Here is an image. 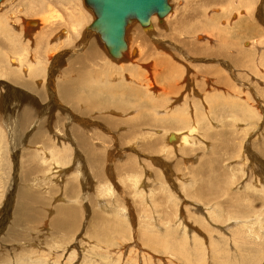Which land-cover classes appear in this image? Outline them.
<instances>
[{
    "label": "rangeland",
    "instance_id": "rangeland-1",
    "mask_svg": "<svg viewBox=\"0 0 264 264\" xmlns=\"http://www.w3.org/2000/svg\"><path fill=\"white\" fill-rule=\"evenodd\" d=\"M82 1L0 3V264H264V0H169L118 61Z\"/></svg>",
    "mask_w": 264,
    "mask_h": 264
},
{
    "label": "water",
    "instance_id": "water-1",
    "mask_svg": "<svg viewBox=\"0 0 264 264\" xmlns=\"http://www.w3.org/2000/svg\"><path fill=\"white\" fill-rule=\"evenodd\" d=\"M85 1L96 15L91 29L99 32L114 58H120L127 49L125 34L132 21L137 20L143 26H148L154 14L163 18L171 10L169 0Z\"/></svg>",
    "mask_w": 264,
    "mask_h": 264
},
{
    "label": "bare ground",
    "instance_id": "bare-ground-1",
    "mask_svg": "<svg viewBox=\"0 0 264 264\" xmlns=\"http://www.w3.org/2000/svg\"><path fill=\"white\" fill-rule=\"evenodd\" d=\"M3 0H1L0 1V3L2 2ZM230 1H232L233 2V4H231V5H235V3H237L238 4V6L239 7H241V4H243V6L244 7H249L250 8V10H253L254 9V6L256 5V2H257V0H229V2ZM82 0H74V4L76 3V5H73V10H76V11H74L73 13H71L70 15H69V21H70V23H68V24H71L72 26L73 25H75L76 27H77V30L76 31H74L75 29H73V31L74 32H76L75 33V35L76 36H78V34H79V31L82 29L83 30V28L88 24L87 22H89V21H91L93 18H92V16L89 14V12L84 8V6H83V4H82ZM219 2H221L220 0H219ZM223 2V1H222ZM221 2V3H222ZM228 2V3H229ZM168 3H169V1H168ZM217 3H218V0H217ZM216 3V4H217ZM225 3H226V1H225ZM212 4H214V1L212 2ZM224 4V3H223ZM222 4V5H223ZM255 4V5H254ZM206 5V4H205ZM221 5V7H228V9H229V4H225L226 6H222ZM230 5V6H231ZM252 5H254L253 6V8H252ZM171 7V6H170ZM20 8V7H19ZM20 11V10H19ZM91 11V10H90ZM171 11V10H170ZM221 11H223V9H221V8H214V10L212 11L213 13H215V14H217L218 16H220L219 14H221ZM245 12H246V10H245ZM92 13V12H91ZM170 13V12H169ZM168 13V14H169ZM209 13V12H208ZM247 13V12H246ZM168 14L165 16V17H167L168 16ZM171 14H173V13H171ZM157 15V14H156ZM194 15V14H193ZM199 15V14H198ZM238 16L240 15V13H238L237 14ZM53 16V15H52ZM158 16V15H157ZM213 16V15H212ZM211 16V17H212ZM159 17V16H158ZM165 17H163V18H160L159 17V19H161V20H163ZM171 17V16H170ZM213 17H215V16H213ZM51 18V17H50ZM152 18V17H151ZM150 18V23H149V25L148 26H143L142 24H141V22H139L140 24H141V26L143 27V28H148L150 25H151V20L153 19H151ZM236 18H237V16H236ZM49 20V18L48 17H45V18H42V20H41V22H40V25L41 24H45L46 25V27H45V29H46V32L45 33H50L51 34V32H52V30H54V26H56L54 23H51L52 22V20L50 21H48ZM61 20V19H60ZM64 20V19H63ZM62 20V21H63ZM184 20V19H183ZM55 21V20H54ZM59 21V20H58ZM156 21V20H155ZM60 22V21H59ZM227 22V21H226ZM225 23V22H224ZM29 24H31L30 22H25V25L27 26V25H29ZM59 24H61V23H59ZM65 24V23H64ZM192 24V23H191ZM226 24V23H225ZM63 25V24H62ZM208 25V24H207ZM192 26V25H191ZM205 25H200V26H198L197 25V27H199V29L201 30V31H207L208 29L206 28V26L204 27ZM91 28H92V26H91ZM194 28V27H193ZM44 30V29H43ZM71 30V29H70ZM81 30V31H82ZM80 31V32H81ZM209 31V30H208ZM53 32H55V31H53ZM71 32H72V30H71ZM39 33V32H38ZM54 34V33H53ZM74 34V33H73ZM41 35V34H40ZM126 35V34H125ZM69 37V36H68ZM74 38V37H73ZM102 38V37H101ZM42 39V38H41ZM196 39H198L197 41H202L203 39H204V36H203V34L201 33V34H198L197 35V37H196ZM39 41H40V38H39ZM42 41V40H41ZM102 41H103V39H102ZM126 41V40H125ZM38 43L39 42H37V46H38ZM63 43V42H62ZM103 43H104V45H105V47L107 48V46H106V44H105V42L103 41ZM40 44V43H39ZM126 44H127V42H126ZM41 45V44H40ZM60 46V45H59ZM61 47V46H60ZM59 47V48H60ZM38 49V48H37ZM58 49V48H57ZM107 50H108V53H109V55H110V57L113 59V60H116V61H118V60H120L121 59V57L120 58H114L112 55H111V53H110V50L107 48ZM128 49H126L125 51H123V53H122V55H124L126 58L128 57V54L126 55L125 53H126V51H127ZM53 51V50H52ZM131 53H133V51H132V49H131V51H130ZM129 52V53H130ZM135 52V51H134ZM39 53V52H38ZM135 53H133V55H134ZM13 62V61H12ZM15 62L17 63L18 62V60H15ZM14 62V63H15ZM43 62V61H42ZM42 62H39V63H42ZM17 64H19V63H17ZM42 65V64H41ZM19 66H21V65H19ZM33 67V66H32ZM36 68H38V67H36ZM30 67H29V69H28V71L26 72V73H31L32 74V72L30 71ZM38 72V71H37ZM30 74V75H31ZM8 76V75H7ZM148 79V78H147ZM150 79V78H149ZM149 79L147 80V81H149ZM152 80V79H151ZM150 84V83H149ZM154 85V84H153ZM152 85H150V87L149 88H152L151 87ZM154 88H156L155 87V85H154ZM183 96V95H182ZM181 98V97H180ZM181 122V121H180ZM180 135V134H179ZM169 136V135H168ZM174 139H177L178 140V138H177V135H174V136H172V137H170V140L171 141H173ZM183 139H184V137H183ZM167 140H168V138H167ZM176 140V141H177ZM175 141V144L177 143V142H179V141H177L176 142ZM173 143V142H172ZM180 143V142H179Z\"/></svg>",
    "mask_w": 264,
    "mask_h": 264
}]
</instances>
